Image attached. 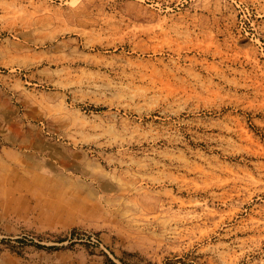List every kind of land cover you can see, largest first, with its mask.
I'll return each instance as SVG.
<instances>
[{
  "label": "rangeland",
  "instance_id": "obj_1",
  "mask_svg": "<svg viewBox=\"0 0 264 264\" xmlns=\"http://www.w3.org/2000/svg\"><path fill=\"white\" fill-rule=\"evenodd\" d=\"M108 260L264 264V0H0V264Z\"/></svg>",
  "mask_w": 264,
  "mask_h": 264
},
{
  "label": "trees",
  "instance_id": "obj_2",
  "mask_svg": "<svg viewBox=\"0 0 264 264\" xmlns=\"http://www.w3.org/2000/svg\"><path fill=\"white\" fill-rule=\"evenodd\" d=\"M35 246L38 247V248L45 247V246H40L38 244H35ZM108 263L113 264L110 260H108Z\"/></svg>",
  "mask_w": 264,
  "mask_h": 264
}]
</instances>
